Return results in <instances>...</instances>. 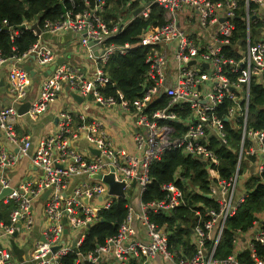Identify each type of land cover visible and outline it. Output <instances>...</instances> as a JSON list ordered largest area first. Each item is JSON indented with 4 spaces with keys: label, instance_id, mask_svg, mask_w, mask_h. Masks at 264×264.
Returning <instances> with one entry per match:
<instances>
[{
    "label": "built area",
    "instance_id": "1",
    "mask_svg": "<svg viewBox=\"0 0 264 264\" xmlns=\"http://www.w3.org/2000/svg\"><path fill=\"white\" fill-rule=\"evenodd\" d=\"M67 1L69 7L58 18H44L42 23L39 18L24 20L19 28L2 21L12 41L10 58L33 57L36 67L46 70L55 63L56 50L40 39L42 34L67 32L83 56L68 51L43 76L32 99H27L29 72L16 64L8 68L9 103L0 104V133L6 140L0 142V192L6 188L9 192L0 203L12 208L6 220L0 216V264H20L13 258L14 240L25 247L32 264H62L70 252L76 254V264H151L156 257L163 264H264V204L252 211L246 227L230 229L231 252L217 255L228 220L254 189L264 187V128L249 124L248 110L252 85L264 86V39L251 42L250 14L244 17V42L235 43L238 51L232 56L239 0H125L122 6L129 9L130 17L108 21L106 0H83L77 10L74 0ZM245 1L264 5V0ZM154 3L163 9L162 25L142 31L136 44L112 41L134 18L147 19ZM34 22L39 33L30 27ZM23 30H30L37 40L18 54L13 41ZM136 46L148 47L139 95L128 101L118 89L115 95L104 94L107 83L114 85L105 68L108 61ZM63 90L75 92L83 101L89 97L98 107L122 109L133 149L118 146L102 119L89 117L86 109L56 107L55 129L33 145L18 119L35 120L51 110ZM160 100L165 104L157 105ZM24 101L30 104L19 115L17 107ZM81 139L86 143L83 147ZM221 147L232 155L231 165L224 164L228 159L223 160ZM174 150L201 162L208 190L202 191L191 175L183 176L177 168L174 181L159 185L162 197L144 201L143 193L152 182L151 165ZM23 158L39 174L11 183L7 172ZM111 169L114 180L123 184L122 197L111 194L109 185L93 176ZM193 194H202L209 203L194 202ZM118 198L127 202L117 232L103 245L80 254L78 247L89 227ZM181 207L195 219L189 233L181 235L186 245L182 239L175 244L169 241L180 223L169 226L165 220L157 221Z\"/></svg>",
    "mask_w": 264,
    "mask_h": 264
},
{
    "label": "trees",
    "instance_id": "2",
    "mask_svg": "<svg viewBox=\"0 0 264 264\" xmlns=\"http://www.w3.org/2000/svg\"><path fill=\"white\" fill-rule=\"evenodd\" d=\"M76 10L82 7L83 0H74ZM125 0H106L107 13L105 19L116 17L119 5ZM111 5V8H108ZM240 9L236 11V15L233 18L235 29L232 35V44L238 42L239 39H243L246 34L245 28V9L243 4L238 3ZM69 7L67 0H0V54L6 57L11 52L12 41L9 38L8 32L3 29L2 21L5 19L9 26H17L22 21H30L34 18H39L42 23V19L58 18L65 8ZM250 9L255 8L254 4H250ZM108 21V20H106ZM164 23L163 9L157 4L152 5L151 13L147 19L140 17L134 18L125 29L117 36L112 38V41L118 44L124 42H130L136 44L142 31L147 29L156 30L160 25ZM264 22L260 20H254L253 30L263 26ZM37 40V36L30 30H23L20 36L13 41L17 46L16 53L20 54L27 50V48ZM229 47V45H227ZM148 47L136 46L131 49L126 55H113L105 66L110 79L114 85L111 86L107 83L102 89L104 94L115 95L116 90H120L125 99L132 101L140 93V84L144 80L145 63L144 56ZM229 55H235L232 51H229ZM165 104V100H160L157 105ZM155 107V106H152ZM249 124L253 128H264V86L253 84L251 87L250 100H249ZM254 120V121H253ZM221 156H223L224 164L231 165L233 163L232 155L227 152L223 147L219 150ZM177 168H180V173L183 176H192L193 181L199 183L202 191L206 192L207 187V173L205 172L201 162L193 160L187 156L181 154L180 151H168L159 160L155 161L151 165V177L152 182L146 188L143 193V200L147 201L152 198H161L163 193L159 189V185L162 183L174 181V172ZM223 172L226 171L224 167L221 168ZM193 201H203L209 203V200L202 194H193L191 197ZM127 200L118 198L109 210H105L101 213L99 220L91 225L84 236L81 244L78 247L80 254H85L94 250L97 246L103 245L106 238L117 232L118 225L124 219L126 214ZM264 204V187L258 186L249 199L240 208L236 216L228 220L227 228L224 233V238L217 250L218 256H225L231 252V231L236 227H246L252 216V211L261 208ZM12 208L11 204L0 203V216L6 220L7 215ZM167 221L169 226L178 222L185 227L176 226L175 234L169 236V241L175 244L176 240L182 239L186 245L188 242L181 235H187L188 227L195 219L193 215L186 207L178 208L174 213L158 217L157 221ZM188 254V253H187ZM76 254L73 252L68 253L62 261V264H76L74 260Z\"/></svg>",
    "mask_w": 264,
    "mask_h": 264
},
{
    "label": "crops",
    "instance_id": "3",
    "mask_svg": "<svg viewBox=\"0 0 264 264\" xmlns=\"http://www.w3.org/2000/svg\"><path fill=\"white\" fill-rule=\"evenodd\" d=\"M239 3L243 4L245 9V15L247 13L250 14L249 38L251 42L264 39V25L260 26L259 28H255V31L253 30L254 20H260L264 22V5H256L252 2L249 3V5H247L245 0H239ZM122 4L123 3L119 5L117 11V12L119 11L121 12L119 14L117 13L116 17H111L109 19L118 20V19H125L130 17L131 13H129V9H125L122 6ZM250 4H254L256 7L250 9L249 7ZM108 8H111V5H108ZM239 9L240 7H238L237 10ZM106 13H107V9H106ZM244 38L239 39L238 42L235 43L236 44L243 43ZM40 39L43 40V42L49 43L50 46L56 50L55 62L60 57H64V55H66L68 51H70L71 53L74 52L77 55V57L83 56V51L81 50V48L78 47V45L75 44V42H73L71 33L67 32V33L57 34L54 36L43 33ZM75 40L77 42L76 38ZM235 43L231 45V49H232L231 51L234 54H236L238 51V48L235 47ZM11 54L12 52H10L8 56L4 57L5 61L0 63V104L1 105H6L9 103V81H8L7 72L10 64L21 65L24 67L29 65L34 71L33 75L29 74L30 83H29L27 99H32L38 94L40 82L44 76V72L46 71V70L41 71V69H38L36 67L33 57H30V59L17 60L15 58H10ZM68 94L69 93H67L65 90L60 92L58 98L52 103L51 110L42 113L37 117V119L30 120L26 116H22L18 119L19 122L18 126H20V129L22 131L31 135L33 145H36L35 143H37L38 140L45 137L55 129L57 124V117L54 110L56 107V108L70 109L75 111H78L79 109H86V112L89 115V117L96 116L102 119L105 129L110 134V136L114 138V142L118 146L125 147L128 150L133 149L130 134L127 131L129 121L126 113L122 109H120L118 106L98 107L89 99L88 100L86 99L85 101L79 104L73 102ZM0 142L6 144V140L1 133H0ZM85 144L86 143L83 139L79 141V145L81 147L85 146ZM7 174L10 177L11 183H15L21 179L38 175L39 171L37 169L31 168L29 166L28 159L23 158L13 168H10ZM39 215L40 212L38 211V217ZM11 245L16 263L32 264L31 259L27 258V252L25 251V247L22 248L21 246H19L15 240L11 242ZM151 264H163V262L161 261L160 258L156 257Z\"/></svg>",
    "mask_w": 264,
    "mask_h": 264
},
{
    "label": "water",
    "instance_id": "4",
    "mask_svg": "<svg viewBox=\"0 0 264 264\" xmlns=\"http://www.w3.org/2000/svg\"><path fill=\"white\" fill-rule=\"evenodd\" d=\"M139 11V9H136L134 11V14H137ZM20 27L19 28H23V25H19ZM30 27H32L33 29H35L37 31V33L40 32V28L37 24V22H34L32 25H30ZM7 27L4 26L3 29H6ZM63 61V58L60 57L55 63L49 65V67L46 69V71L44 72V75H47L51 70L54 69V67L57 65V64H60L61 62ZM25 69L29 72L30 75H33L34 74V71L33 69L27 65L25 66ZM66 90H68V87H66ZM70 96L77 102V103H81L83 101V98L81 96H79L78 94H76L75 92L73 91H70ZM88 99H90L88 97ZM30 102L29 101H24L23 103H21L18 107H17V111H18V114L19 115H23L25 113V111L28 109V106H29ZM90 151L92 153H95V154H98L99 151L96 150V149H93L91 148ZM94 178H97V179H102L105 183H107L109 185V192L111 194H116V195H119V196H123L124 193H123V190H122V182H116L114 180V174L112 172V169H111V172L107 173V174H94L93 175ZM9 192V189L6 188V189H3L1 192H0V199L6 195L7 193ZM49 192V190H46L43 194H42V198H45L47 193ZM85 201H87V199H85ZM66 232V230L64 231ZM73 247H75V242L73 241ZM56 247H53V250H55ZM76 249V247H75Z\"/></svg>",
    "mask_w": 264,
    "mask_h": 264
},
{
    "label": "rangeland",
    "instance_id": "5",
    "mask_svg": "<svg viewBox=\"0 0 264 264\" xmlns=\"http://www.w3.org/2000/svg\"><path fill=\"white\" fill-rule=\"evenodd\" d=\"M35 80H36V78H35ZM13 258H14V255H13Z\"/></svg>",
    "mask_w": 264,
    "mask_h": 264
}]
</instances>
